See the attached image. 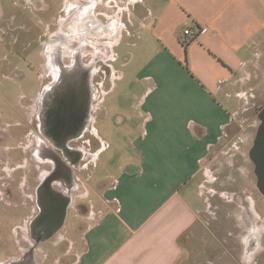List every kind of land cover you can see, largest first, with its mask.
Segmentation results:
<instances>
[{
	"label": "crops",
	"instance_id": "1",
	"mask_svg": "<svg viewBox=\"0 0 264 264\" xmlns=\"http://www.w3.org/2000/svg\"><path fill=\"white\" fill-rule=\"evenodd\" d=\"M6 10L0 0V34ZM135 19L137 41L147 31L156 47L139 74L152 69L155 84L134 105L136 132L122 133L130 160L98 188L86 174L84 214L66 197L87 223L73 227L53 264H177L181 240L201 233L207 250L242 251L243 264H264V195L251 156L264 111V0H166ZM188 28L200 33L185 45ZM95 156L89 150L83 172ZM207 197L225 205L209 206ZM236 201L242 210L228 208V228L222 220L204 227V214L217 221L218 204Z\"/></svg>",
	"mask_w": 264,
	"mask_h": 264
},
{
	"label": "rangeland",
	"instance_id": "2",
	"mask_svg": "<svg viewBox=\"0 0 264 264\" xmlns=\"http://www.w3.org/2000/svg\"><path fill=\"white\" fill-rule=\"evenodd\" d=\"M3 1L7 9L8 20H6L5 27L0 34L2 43L0 47L2 48L0 51L1 176L6 175L8 167L17 168L18 164L24 165L26 163V157L23 154L26 143L22 140L20 129L22 121L21 117L15 112L13 105H16L18 110L20 107H18L13 98L14 94H22L20 92L21 89L25 96H33L35 90L39 87L37 85L36 72L45 66L43 51L46 49V45L51 43L62 45L61 41H59L60 39L68 41V44L79 41L80 29L77 27L76 22L73 24L75 7L81 6L82 9L85 3L88 5L89 2L94 0H34L33 3L30 0ZM103 1V6L94 10L96 12L94 19L99 24L111 26V28H113L114 24H117L118 32L113 39L107 40L104 44L102 42V45L107 46L106 58L108 59L105 62L107 78L104 74L96 73L93 85L97 100H99L98 107L96 106L97 110L94 113L90 134L86 135L78 143V146L80 145L83 150V141L88 140L90 152L96 155L92 161L87 163V170L77 173L78 181L81 184L88 183L86 174L88 175L90 172L92 173L90 184L94 185L95 188H98V181H101L107 175H114L123 162L130 160V155L128 154L130 150H133V147L127 143L126 137L123 138L122 133L127 131L134 134L136 132L138 121L140 122L141 120L137 116V111L134 110V105L142 94L146 93L148 95L150 92L148 88L153 89L155 84L153 79L155 74L152 69H146L139 74L142 64L155 56L154 50L156 47L154 40H151L150 37L147 38V31L141 33V42L137 41L135 17L141 18L145 16L148 7L150 8L153 4L162 6L166 0ZM120 15L124 24L122 29L120 26ZM92 37L96 36L92 34L90 40ZM91 41L94 44L96 43L94 39ZM99 48L102 49V55H104L103 46ZM84 50L89 55L95 54L96 51L93 46H87ZM143 78L147 82L143 81ZM21 96L20 100L22 99ZM177 107L179 106L177 105ZM20 111L22 114L24 113L21 108ZM138 111L147 115L144 108L140 107ZM119 120L120 122H118ZM105 140H107L108 149ZM91 158L87 156L82 165ZM14 175L17 178L10 181L12 183L11 193L13 197H20L19 194L22 193H19V182L23 171L16 169ZM251 189L252 196L260 197L254 191L253 181ZM89 194L90 196L88 197H93L92 191ZM29 196L31 197V194ZM6 197L0 183V235L5 237L10 244V254H14L12 249V242L15 239L13 226L19 225L18 217L20 213L17 211L15 215L12 213L13 215L11 216L7 214L9 201ZM207 198L209 199V197ZM221 199H209L207 204L212 206L217 201H220L222 202L220 205H225V198ZM238 204L239 202L237 201L229 203V207L218 204L220 207L219 211H216V216H219L218 220H212L213 215L210 213L204 214L202 218L204 227L206 226L210 229L212 223L222 220L225 221V223L223 222L224 228H228L230 223L226 218L227 211H234L235 215H239V211L242 209L238 207ZM209 211L212 213L214 210L210 208ZM7 216H9V220ZM79 222L80 224L87 223L86 220H82L80 216H77L75 210L70 209L64 229L52 240L37 248L45 256L37 255V263L53 264L57 256L60 254L64 256L67 248V239L72 240V237L75 236V233L72 236V230H75L73 227H76ZM203 229L205 230L206 228ZM200 237V241H197L188 234L185 239L181 240L184 250L177 264H243V259H241L242 251L207 250L203 233L200 234ZM62 239L63 242L61 243ZM27 240H29L28 235ZM224 246L226 248L225 243L222 242V247ZM219 257L221 258L218 259Z\"/></svg>",
	"mask_w": 264,
	"mask_h": 264
},
{
	"label": "flooded vegetation",
	"instance_id": "3",
	"mask_svg": "<svg viewBox=\"0 0 264 264\" xmlns=\"http://www.w3.org/2000/svg\"><path fill=\"white\" fill-rule=\"evenodd\" d=\"M33 1L30 0L32 3ZM103 4V0H94L88 5L85 3L82 9L81 6L75 7L73 24L76 22L80 29L79 41L74 42L76 43L74 45L72 42L68 44V41L60 39L62 45L58 43L46 45L43 51L44 57L41 55L45 66L36 72L39 87L33 96L23 94L21 96L23 102L20 98L17 100L15 98L16 103L24 112L21 115L20 129L22 140L26 143L23 150L26 163L18 164L17 168L14 167L15 169L8 167L6 175H0L2 189L9 201L7 214L11 216L17 211L20 213L19 225L13 226L15 239L12 242V249L14 254H10V244L5 237L0 235V264H38L36 256L45 257L43 252L37 248L52 240L61 231L64 224L48 239H43L47 231L55 230L66 197H75V200L79 201L76 211L86 212V207L81 202L85 194V186L78 181L77 173L83 172L82 164L87 159L90 143L88 140L83 141V150L78 143L90 134L94 113L98 107L99 100H97L93 85L96 73L104 74L107 78V66L105 65L108 59L106 58L107 46L102 45V42L104 44L107 40L113 39L118 32L117 24L111 28V26L99 24L94 19L96 13L94 10ZM92 34L96 36L91 38L96 41L95 44L90 40ZM87 46H93L96 50L95 54L85 53L84 49ZM102 46L105 50L104 55H102V49L99 48ZM77 64H80V67L87 73L90 97L87 103L83 102L81 107L73 111L72 116L75 123L69 124L72 128L67 131L70 139L62 146L58 141L50 142L46 139L54 132L58 135L55 119L59 107L55 104L57 98L51 95L53 94L51 87L61 85V81L74 77L72 73H76ZM55 91L54 96L59 93L58 89ZM261 118L262 121L251 151L254 160L259 159V156L264 153V112ZM16 169L23 171L19 182V193H22L19 194L20 197H13L11 193L12 183L10 181L17 178L14 175ZM70 204V202L67 204L66 218ZM9 216H7L8 220ZM44 224H47V227ZM27 235L29 240H27Z\"/></svg>",
	"mask_w": 264,
	"mask_h": 264
},
{
	"label": "water",
	"instance_id": "4",
	"mask_svg": "<svg viewBox=\"0 0 264 264\" xmlns=\"http://www.w3.org/2000/svg\"><path fill=\"white\" fill-rule=\"evenodd\" d=\"M77 66L78 69H76V73H72L74 77L61 81V85L51 87V92H53L51 95L57 98V103L55 104L56 107H59L56 111L57 118L55 119V127L58 135L54 132L52 135L47 136L46 139L50 142L58 141L62 146L70 139L67 131L72 128L69 124L75 123V119L72 116L73 111L77 109V107H81L83 102L84 104L87 103L90 97L87 73L80 67V64H77ZM56 89L59 90V93H56L54 96ZM254 163L256 165L255 175L258 179L257 188L264 195V153L259 156V159L254 160ZM65 200L55 230L47 231L48 233L43 236L44 240L48 239L64 224L68 207L67 204L70 202L67 198H65ZM44 226L47 227V224H44Z\"/></svg>",
	"mask_w": 264,
	"mask_h": 264
},
{
	"label": "built area",
	"instance_id": "5",
	"mask_svg": "<svg viewBox=\"0 0 264 264\" xmlns=\"http://www.w3.org/2000/svg\"><path fill=\"white\" fill-rule=\"evenodd\" d=\"M200 33L199 29H183L181 32L180 40L183 44L187 45L190 40Z\"/></svg>",
	"mask_w": 264,
	"mask_h": 264
}]
</instances>
